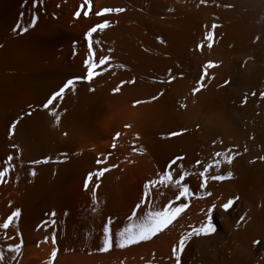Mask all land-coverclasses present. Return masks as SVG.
Masks as SVG:
<instances>
[{
	"label": "bare ground",
	"instance_id": "6f19581e",
	"mask_svg": "<svg viewBox=\"0 0 264 264\" xmlns=\"http://www.w3.org/2000/svg\"><path fill=\"white\" fill-rule=\"evenodd\" d=\"M82 3L0 0V168H11L0 183V225L12 211L21 213L7 230L0 228V264H48L53 247L52 264H175L172 247L204 222L213 204L217 231L187 241L181 264H264V0H92L89 16L84 5L77 18ZM104 7L125 11L96 16ZM104 19L109 27L92 36L95 61L112 58L97 69L102 75L77 81L74 91L44 109L67 79L86 74L85 33ZM213 24L209 48L204 37ZM209 61L217 66L207 69L204 87L193 96ZM136 100L151 102L134 107ZM22 115L10 137L11 123ZM178 156L183 159L169 168ZM216 160L207 176L232 177L208 179L201 188L199 173ZM102 168L110 170L96 179ZM166 169L174 179L189 173L184 183L193 195L175 201L189 205L184 213L150 241L96 251L108 219L114 236L129 222L145 182ZM178 191L174 184L157 185L149 199L160 208ZM229 199L235 203L224 212L220 206ZM21 242L19 253L9 251Z\"/></svg>",
	"mask_w": 264,
	"mask_h": 264
},
{
	"label": "snow or ice",
	"instance_id": "6c2138e0",
	"mask_svg": "<svg viewBox=\"0 0 264 264\" xmlns=\"http://www.w3.org/2000/svg\"><path fill=\"white\" fill-rule=\"evenodd\" d=\"M203 3L204 0H201ZM84 5H87V10L83 11V16L88 17L89 13L92 11V0H83V3L80 6V9H78L74 15L79 18L81 16V10L84 8ZM124 8H112V7H104L100 11L95 12V15L98 17H103L106 14L111 13H121L124 12ZM33 21H35V17H33ZM109 27V21L107 19H104L102 23H97L94 26L90 27L89 30L85 33V38L88 41V51L91 54L88 58L84 60V66L86 68V74L85 75H78L74 76L72 78L67 79L61 87H59L58 91H54L45 102H43V108L49 109V106L54 104V101L57 100V98L63 99V96L66 92V90H75V84L77 81H88L91 82L95 79V77L102 75V71H97V69L101 68V66L108 64V62L112 59L110 56H103L99 59V62L97 63L94 59L95 53L93 52V41L92 36L94 33H96L98 30H103L105 28ZM218 27V25L213 24L212 29L213 31L210 33H206L204 39L208 41V47H212V43L214 41V30ZM15 31V29H14ZM26 31V29H25ZM157 40H159L161 43H163L162 39L160 37H157ZM203 44H198L197 48H202ZM111 51V50H109ZM217 65L214 62H207L204 66V73L201 75L200 80L197 81V87H194L192 89V95L195 96L197 93H199L202 88L204 87L203 81L205 77L207 76V69L216 67ZM123 67V65H121ZM103 71H107V68H104ZM169 73H171V69H169ZM173 79L175 77H172ZM171 82V79L168 81ZM125 83H135V80L131 81H122L121 86H117L112 90L113 94H117L121 91V87ZM163 83V81H161ZM225 85L229 83V81L224 82ZM90 91H94V89H89ZM163 93H160L162 95ZM252 95H256V93H252ZM260 96L264 98V92H260ZM157 96H153L151 99L155 100L157 99ZM145 102H151V101H143V100H136L133 103V106L140 103ZM247 102V97H245L244 103ZM181 107H186V105L181 104ZM32 113H27L28 116H30ZM50 115L55 116V120L57 123L60 121V116L57 115L55 112H50ZM24 119V116H20L17 120L13 121L11 123V126L9 127V135L10 137L14 134V131L17 127V125ZM125 128L131 127L130 125H124ZM186 130H180V131H172L169 132V137L179 136L182 135ZM67 135V133H64ZM120 136V133H116V135L113 137V144L112 147L115 148V140ZM135 151V149H133ZM248 149L245 148V151ZM67 155V154H63ZM221 154L219 152L215 153V156L219 157ZM235 154L233 155H226L224 157V160L226 163L231 164L232 160L234 159ZM8 161H12L13 157L11 155L8 156ZM183 157L178 156L175 159L171 161V164L169 165V168L172 167V165H175L177 160H182ZM260 159L264 160V156L260 157ZM41 161H34L33 163H40ZM44 163H47L48 161H43ZM97 163H101L100 159H97ZM197 164H200L201 161L197 160ZM220 164L219 160L214 161V163L207 164L204 166L203 171L199 173L200 177L203 178L204 183H202L200 186L201 188L206 186L207 180H217V181H223L225 179H229L232 177V173L228 172L227 175H213L211 177L207 176V173L211 168L214 166L218 167ZM115 167V166H113ZM109 168H102L100 169L96 174V179H99L109 171ZM11 171V168L7 165L0 168V183L4 182V177L7 173ZM32 175H35V172H32ZM189 175V173H186L184 171H181L178 174V177L174 179V174L170 170H164L162 174L159 175L158 180H149L145 182L144 184V193L141 197V200L139 203L136 204L135 208L132 210V214L128 217V223L126 226L121 228L120 230L115 232V235L113 236L112 233V220L111 218L108 219V221L103 225V233H102V240L100 242V246L96 249L99 253H109L113 248H119V249H126L133 245H138L143 241H150L153 237L157 236L158 234L164 232L166 229L169 228L173 224L174 221H176L182 213L188 208V204L184 202H180L178 205L175 204V201H181L182 198L187 199L188 197L192 196L193 193L190 191V188L187 183H184L185 177ZM93 179V173H89L88 177L84 181V187L85 189H88L89 182ZM168 184H174L178 187L179 191L178 194L175 196V200H169L168 203L163 205L160 208H156V206L151 202L149 199V189L150 187H156L157 185H164L167 186ZM99 187V185H97ZM93 191V199H95L96 191L95 189H92ZM238 199V197L236 198ZM145 202L148 203V208L146 211H143V214L138 216L137 215V209H142V205L145 204ZM235 203V200L229 199L226 203H223L220 206V209L224 212H228L229 209L233 206ZM217 206L215 204L211 205L207 208L206 212V219L203 223L199 225V227L192 228L191 231H189L186 235H182L179 238L178 245H174L171 250L172 256L175 258V264H181V256L182 253L185 251L186 243L193 237H199L201 235L208 236L217 231V226L214 223V212L216 211ZM20 210L16 209L11 212L10 215L7 216V219L4 221L2 225H0V228H3L7 230L14 219L18 218L20 216ZM52 215H55L53 213ZM244 217L241 216L240 220H243ZM45 241H47V237L45 238ZM254 243H260V241H255ZM52 244H56V238L55 233H53L52 238ZM23 244L16 243L14 245L9 246V251H15L16 253H19ZM58 249L56 247H53L50 259L48 264H52V261L55 260L57 256ZM3 259V255L0 254V260Z\"/></svg>",
	"mask_w": 264,
	"mask_h": 264
}]
</instances>
